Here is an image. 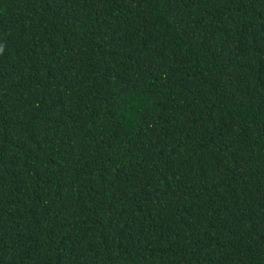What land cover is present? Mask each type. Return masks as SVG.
Wrapping results in <instances>:
<instances>
[{"label":"trees","instance_id":"16d2710c","mask_svg":"<svg viewBox=\"0 0 264 264\" xmlns=\"http://www.w3.org/2000/svg\"><path fill=\"white\" fill-rule=\"evenodd\" d=\"M0 264H264V0H0Z\"/></svg>","mask_w":264,"mask_h":264},{"label":"clouds","instance_id":"9594fccd","mask_svg":"<svg viewBox=\"0 0 264 264\" xmlns=\"http://www.w3.org/2000/svg\"><path fill=\"white\" fill-rule=\"evenodd\" d=\"M0 52H3V48L2 47H0Z\"/></svg>","mask_w":264,"mask_h":264}]
</instances>
